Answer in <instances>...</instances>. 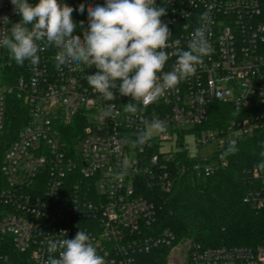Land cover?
I'll return each instance as SVG.
<instances>
[{"label":"built area","instance_id":"obj_1","mask_svg":"<svg viewBox=\"0 0 264 264\" xmlns=\"http://www.w3.org/2000/svg\"><path fill=\"white\" fill-rule=\"evenodd\" d=\"M74 8L73 19L87 27V7L104 0H63ZM38 3V0H29ZM166 8L162 20L172 40L187 46L189 33L210 18L213 52L178 88L147 106L144 120L123 111L129 97L106 100L88 85L87 65L57 69V49L39 53L29 75L13 87L0 84V238L11 240L17 251L31 256L30 264H45L48 241L74 238L85 231L107 264H147L144 256L162 246L172 247L169 264H264V243L256 246L203 247L190 240L174 244L170 230L157 231L153 191L170 193L175 170L192 168L209 175L228 165L223 155L230 142L264 132V0H156ZM85 5L83 14L79 5ZM17 14L11 0H0V17ZM191 27L185 31L183 24ZM10 25L0 20V32ZM0 47V66L4 52ZM171 51V49H169ZM173 57L165 68L170 70ZM16 92L27 106L18 131L9 124L7 98ZM225 103L235 116L217 128L205 127L212 105ZM114 105L110 118L103 110ZM158 118L166 131L154 133L142 149L127 140L146 122ZM79 132L69 141V128ZM214 144L211 159L190 153ZM185 159L186 161H183ZM176 162V163H175ZM127 174L117 178L122 165ZM175 164V165H174ZM247 197L264 208V168L250 169ZM177 251V252H176ZM179 253V257L175 255ZM178 255V254H177Z\"/></svg>","mask_w":264,"mask_h":264},{"label":"clouds","instance_id":"obj_2","mask_svg":"<svg viewBox=\"0 0 264 264\" xmlns=\"http://www.w3.org/2000/svg\"><path fill=\"white\" fill-rule=\"evenodd\" d=\"M19 17L12 23L7 16L0 17L4 25L0 32V47L8 52L19 66L28 61L39 63V53L47 48H56L57 69L67 65H87L94 73L85 79L96 93L106 100H115L117 93L129 97L123 111L144 120V112L165 94L178 88L182 81L196 73L204 57L213 52L209 42L211 19H202L187 40L186 48L162 20L166 8L158 6L156 0H104L103 4L87 7V27L79 22L83 36L77 33V22L73 19L74 8L63 0H11ZM81 14L85 5H79ZM191 26L183 24L185 31ZM171 49V51H169ZM175 57L170 70L168 62ZM114 105L103 110L110 118ZM164 121L155 118L146 122V127L136 133L135 140H127L139 148L149 145L154 133H164ZM150 146V145H149ZM238 149L230 142L224 156L235 154ZM264 157V152H261ZM264 167V161L259 165ZM128 164L122 165L118 179L127 174ZM49 240V253L45 264H107L91 242L85 231H78L74 238Z\"/></svg>","mask_w":264,"mask_h":264},{"label":"trees","instance_id":"obj_3","mask_svg":"<svg viewBox=\"0 0 264 264\" xmlns=\"http://www.w3.org/2000/svg\"><path fill=\"white\" fill-rule=\"evenodd\" d=\"M19 21L15 17L12 23ZM30 62L19 66L4 49L0 66V84L15 86L21 78L29 75ZM9 124L18 131L22 120L27 117V106L16 92L7 98ZM235 109L225 103L212 105L210 121L205 127L223 126L234 117ZM78 130L69 128V141L74 140ZM235 154L225 156L228 165L205 175L197 173L190 160L189 169L183 173L176 168V182L170 193L153 191L157 207L154 228L157 231L170 230L176 240L174 244L190 240L203 247L256 246L264 243V208H255L247 197L250 194V169L259 167L264 161V132L245 137L235 146ZM183 161H186L183 159ZM176 163V162H175ZM175 165V164H174ZM264 168V167H263ZM172 247L162 246L144 256L147 264H168ZM28 253L17 251L11 240L0 238V264H30Z\"/></svg>","mask_w":264,"mask_h":264},{"label":"rangeland","instance_id":"obj_4","mask_svg":"<svg viewBox=\"0 0 264 264\" xmlns=\"http://www.w3.org/2000/svg\"><path fill=\"white\" fill-rule=\"evenodd\" d=\"M187 143L186 146L189 148V151L193 155H198L202 159H211L216 152V146L214 144H210L205 146L197 152L196 143L194 142L193 138L188 136L186 139ZM226 245H219L218 247H225ZM228 246V245H227ZM226 246V247H227ZM177 252V251H176ZM178 254V255H177ZM175 257H179V253H177ZM169 264V262H168Z\"/></svg>","mask_w":264,"mask_h":264}]
</instances>
